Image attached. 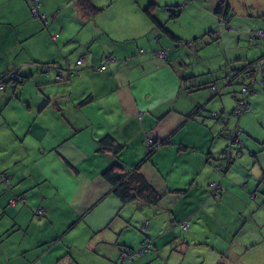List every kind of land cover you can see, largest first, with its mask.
Returning <instances> with one entry per match:
<instances>
[{
  "label": "crops",
  "instance_id": "0c3cea01",
  "mask_svg": "<svg viewBox=\"0 0 264 264\" xmlns=\"http://www.w3.org/2000/svg\"><path fill=\"white\" fill-rule=\"evenodd\" d=\"M70 2L40 0V16H34L33 0H0V79L15 68L25 77L0 89V173L6 171L13 185L6 190L0 176V264H185L192 246L188 264H264V198L249 199L251 179L239 174L257 169L263 185L256 187L264 188V80L242 118L230 116L241 73L264 57V41L247 47L243 33L221 38L216 30L206 32L204 24L215 23L211 14L191 25L192 35L182 33L172 24L173 5L166 4L164 14L158 4L159 20L182 39L177 43L140 0L96 2L103 10L89 18L73 1L80 22L71 32L61 18ZM220 3L210 6L218 17ZM214 43L218 51L199 54ZM110 55L115 60L98 70ZM195 57L208 64L190 69ZM81 58L86 61L78 73ZM219 111L227 124L213 116ZM236 124L244 128L245 151L221 174L215 164L229 146L226 127ZM107 134L124 146L119 155L99 150ZM148 137L166 144L148 156ZM118 160L127 170L141 168L163 195L159 204L122 202L103 175ZM217 180L221 195L212 198L210 183ZM232 193L237 197H228ZM19 194L25 201L12 203ZM181 200L189 211L179 219H189V231L170 212L159 216L160 206L174 212ZM39 207L44 215L36 214ZM201 221L207 229H197ZM148 239L151 253L122 258L126 248ZM199 246L211 257H202Z\"/></svg>",
  "mask_w": 264,
  "mask_h": 264
},
{
  "label": "rangeland",
  "instance_id": "374dc122",
  "mask_svg": "<svg viewBox=\"0 0 264 264\" xmlns=\"http://www.w3.org/2000/svg\"><path fill=\"white\" fill-rule=\"evenodd\" d=\"M66 1H69V0H66ZM73 1L71 0V2H70V4L72 6L67 7V8H63L62 9V13H61L62 14L61 18H62L63 23H68V25H69V29L68 30L69 31L71 30V32L74 31V30L72 31V29L76 28L77 23L80 22V20L78 18V14L76 12L75 5L73 4ZM93 1H94L95 4H96V2L100 3V4H103L104 2L108 3V2H111L112 0H93ZM140 1H141L142 5H143L142 8H144V6L146 8L150 4V1H152V0H140ZM230 1L233 4V10H232V16H231L232 18L229 17V16L224 18V19H229V25L224 24L225 23L224 19L221 20V17H218L217 15L214 14V12H213L214 7H212L213 9L210 8V6H212V4H211L212 0H209V2L206 5H205L206 0H158V4L161 7V10L164 12V14L168 10L167 6H165L166 4L171 5V6L173 5L172 6V7H174L173 10H176V11H180L179 10L180 8L182 9V14H180V16H178L176 18H173V21H172V24L173 25L175 24L176 29L178 31L180 30V32H182V33H187L188 35H192L193 34V30H192L191 25L192 24H196V22L198 20L201 21V22L206 21L207 16L209 14H211V18L215 20V23L212 25V27H209L208 25L203 23L204 26H206L208 28L206 32H208L210 30H216L217 31L216 35H218V34L220 35L221 34V38L227 37V33H229V31H232V32L235 31V32H238V33H243L242 38L245 39L247 37L246 38L247 42L244 43V44H246L247 47H251V44H249V42H255V41H260V42L262 41L263 42L264 41V37L263 36H258L257 35L255 37H253L252 34H257L261 30L264 31V16H252L250 14L246 15V13L247 12H252V11L253 12L263 11V13H264V0H230ZM200 5H204L206 8H210V10L203 11V10H201ZM233 18L238 19L237 21H239V22H241L240 19L241 20L244 19L245 24L247 23L249 28L246 29L243 25L242 26H236L235 22L233 21L234 20ZM249 19L257 20L258 23L256 24V23H254L252 21L250 23H248L247 21H249ZM230 20H231V23H230ZM224 26H231V28H227V27H224ZM225 31H226V33L224 34ZM246 32H248V33L246 34ZM212 34L213 33H210V36H212ZM245 35H246V37H245ZM212 37H214V36H212ZM184 45H186V42H185ZM210 49L215 50V51L219 50L217 44L214 43V44H212V46H210V48H207L205 46L203 51L199 52V54L200 53H204V54L206 53V55H208L209 51H212ZM159 54L161 55V51H160ZM209 55H211V54H209ZM81 59H83L84 62L86 61L85 58H81ZM109 59L110 58H107L105 60V62H104L105 64L102 63L104 65L101 64L102 68H103V66L108 67L107 66V62H108ZM113 60H115V59L112 57V61ZM111 62H109L108 65ZM204 63H206V62L205 61L203 62L202 58L200 59V58H196L195 57V58H193V62H190L187 67H189L190 69H195L196 67H198L197 69H199L200 67H203V66L208 64V63L207 64H204ZM13 72H15V73H13ZM11 73H13L12 78L10 77ZM243 73L248 74V77H249V80H250V83H251L250 85L252 86L253 91L247 97L248 98V106L245 108V110H243L244 112L241 114L240 118H242L244 113L246 111H248L249 108H250V103H251L250 102V97H251L252 94H254L256 92V83L259 80H264V57H262L259 60L251 62L250 65H247L244 68ZM17 74H18V69L15 68V69H12L11 71H9L8 73H6V75L2 76V78L0 79V87L3 86V88H4V89H1L2 91L6 90L7 83L10 80V79H6V78L10 77L11 79H13ZM13 80H16V79H13ZM243 86H244V83H241V90H240V92L238 94V97H237L236 107L234 108L233 112L230 113V116L233 117L234 119L237 116L239 100L244 95ZM218 91H220V90H218ZM216 113H218L219 115L216 116ZM216 113L215 112L212 113L213 116L218 118V119H219V116H220V118H221L220 120L223 122V124H227V120L224 117L223 112L219 111V112H216ZM226 131H227V133H228V135L230 137L228 139L229 143L227 145L230 146L231 143H235V145H233V148H232L233 156L228 153V151H227V148L229 147L228 146L227 148L224 149V151L222 153V156L219 157V159H217V161H216L215 170L217 171V168H218L219 165H224L225 169H224L223 174L227 173V171L230 170L229 168L231 167V165L234 162V160L237 159L241 155L240 152L245 151L244 144H243L244 142H243V139H242V136H243V133H244V128L240 124H236V126L233 127V129H230V128L226 127ZM238 131H239V133H238ZM146 141L153 148H158L161 145V142L159 140H155V139H153L151 137H148ZM256 144H259V142H257ZM256 144H254L253 146H255ZM241 160L242 161H246L245 158H243ZM249 168L250 167H248V169ZM239 174L242 175V176L248 175V179L249 178L251 179V183L249 184V187L251 189V194H250V196L248 195L249 199H251L253 201V197L256 198V196L259 199L264 198V188L263 189H259L258 187H256V185L259 186V187L261 185H263V183L261 182V179L259 181V178H260L261 174L257 171V169H252L250 171L249 170H247V171L240 170ZM216 175H218V174H216ZM6 181L7 180H5V182ZM213 182H217L218 183L219 180L212 181L210 183V197H212V198L216 197L213 194V188H212L213 187L212 186ZM9 185L13 187V185L11 183V179H10ZM233 189H235V191H234L235 194L238 195L239 194L238 188L236 187V188H233ZM224 190H225V186H224ZM204 193H205V198H206L209 193H208V191L206 192V190H205ZM219 195H221V190H220V194ZM228 197L235 198L237 196L232 193ZM245 197H247V196H245ZM18 201L19 200L16 199V197H15V199L12 200V203H16ZM184 204H185V202L183 200H181V202L175 204L173 206L174 209H172L174 212L170 211L171 209L166 210V208H165L166 205L164 204L163 207L160 206L161 207V211L159 210L158 212H161L160 213L161 215L159 214V216H162L164 214L167 215V212H170L172 214L171 216L173 218H177V220H181V221H179V226L178 227H180V226L182 227V223L184 221H188L189 224H190L189 229H184L183 227H182V229H184L186 231H189L190 228H191V223H190L189 219H187V218L179 219L180 218L179 215L183 214L186 211H189V208H187L186 205L184 206ZM255 208H256V206H255ZM43 209L44 208L39 207L37 209V211H36V214L44 215L45 214V209H44V212L42 213ZM263 211L262 212H260V211L257 212L256 211V212H257L258 215H260L261 213H263ZM224 212L225 213H232L230 210H225ZM237 212H240V210L235 211V213H237ZM152 213H153L152 217L156 216L155 212H152ZM263 215H264V213H263ZM176 223H177V221H173L171 223V226L173 224H174L173 226H175ZM213 225L215 227H217L216 223H213ZM149 226H150V220H148L146 222V224H144V226L141 227V231L142 232L144 231L143 233H147L148 232L147 229H148ZM195 226H197V223H195ZM197 229L205 230V229H207V226L204 224L203 221H201V222L198 223ZM146 241H149V242H151L153 244V246L150 249L145 250L144 252H141V248L146 246V243L143 242L141 247H139L138 249L126 248L124 250L122 258L124 260H130L134 256H139L141 254H144V253L146 254V253H149V252L151 253V251L154 250V243H153L152 240H149V239L146 240ZM199 248L201 250L206 249V248H204V246H199ZM194 249H195L194 246L188 248V256H187V260H186L185 264H188V262H191V261H189V259L193 255ZM180 255H181V253H180ZM206 255L211 257V255H209V253L206 250L202 251V257H207ZM198 260L199 261H203V258L202 259H198Z\"/></svg>",
  "mask_w": 264,
  "mask_h": 264
},
{
  "label": "trees",
  "instance_id": "16d2710c",
  "mask_svg": "<svg viewBox=\"0 0 264 264\" xmlns=\"http://www.w3.org/2000/svg\"><path fill=\"white\" fill-rule=\"evenodd\" d=\"M78 8L82 9L83 14H85L88 18L93 17L94 15L98 14L103 10V8L98 7L93 0H74ZM158 0H152L150 1V4L145 8L144 10L148 17L154 22L156 26H158L163 32L169 34L171 38L176 41L177 43H181L182 39L178 35L174 34L166 24L161 22L157 16L156 9L158 7ZM41 5V3H40ZM232 5L230 0H222L219 6L217 7V13L221 17V20L228 17V13L231 10ZM31 13L33 14L32 6L30 8ZM179 15V12L172 9V15L171 17H177ZM225 21V19H224ZM112 57L115 59L113 55H110L108 58L112 59ZM79 61V60H78ZM77 61V65H78ZM84 64V63H83ZM82 64V65H83ZM250 65V64H249ZM57 66V65H55ZM99 70H105L101 69V65L97 67ZM107 69V68H106ZM19 72V71H18ZM76 71L72 70V74H76ZM20 73V72H19ZM78 74V73H77ZM20 75H22L20 73ZM248 75L246 73H241V78L243 79V76ZM23 76V75H22ZM24 81L25 77L23 76ZM8 82L14 81L9 80ZM242 82V81H241ZM19 84V83H17ZM161 144H166L165 141H161ZM123 145L119 142H117L114 138V136L107 134L103 136L99 140V150L100 151H113L116 155H119L120 152L123 149ZM156 148L152 147V151L149 155L153 154ZM145 160V159H144ZM143 160V162H144ZM6 174V171H3L0 173L1 178L3 179L4 183H6L7 188L6 190H9L12 188V186L9 185V182L6 181L3 177V174ZM8 174V173H7ZM9 175V174H8ZM104 177L113 185L114 193L122 200L123 203L128 204L132 202H144L150 206L157 205L162 200L163 195L160 194L155 187L146 179V177L143 175L141 168L138 166L132 170H127L125 165L120 162V160L115 161L113 164H111L109 167H107L103 172ZM17 196V199L19 201H25V197L22 195H14V197ZM12 198L11 201L15 198ZM18 201V202H19ZM144 232V231H143Z\"/></svg>",
  "mask_w": 264,
  "mask_h": 264
},
{
  "label": "built area",
  "instance_id": "2783aa9c",
  "mask_svg": "<svg viewBox=\"0 0 264 264\" xmlns=\"http://www.w3.org/2000/svg\"><path fill=\"white\" fill-rule=\"evenodd\" d=\"M39 7H40V0H33L32 10H33V15L34 16H40ZM227 21H228V19H225L224 22L227 24ZM257 35L264 37V31L261 30L257 34H252L253 37H255ZM166 55H167V51L166 50L161 51V56L162 57H164ZM111 61H112V59H109L108 60L107 66H108V63L111 62ZM83 62H84L83 59H80L78 61V68L75 69L78 73H81V66H82ZM104 64H102V65H104ZM102 65H101V69H106L107 68L106 66H103V68H102ZM13 73H15V72H13ZM13 73L10 74V77L11 78H12ZM10 77H8V79H10L11 81H14L16 83H24V78H23L22 75H20L19 72L13 78V79H16L17 81L11 79ZM241 81H242V83H244V86H243L244 95H243V97H241V99L239 100V104H238V111H237V116L236 117L239 118V119H240L241 114L244 112L243 110H245V108L248 106V98L247 97L253 91V88L250 85L251 83H250V80H249L248 75L243 76V79L241 78ZM0 89H4L3 86H1ZM238 133H239V131H238ZM233 145H235V143H231V145L227 148L228 153L230 155H232V156H233V152H232ZM224 169H225L224 165H219L218 168H217V172L223 174ZM3 177H4L5 180H7L8 182H10V179H11V176L10 175H8L7 173L6 174L4 173L3 174ZM212 186H213L212 187L213 188V194L216 197H218V195L220 194V190L219 189L221 188L220 187L221 184L220 183L218 184L217 182H213L212 183ZM15 197L17 199V196H15ZM43 212H44V209H43L42 213ZM182 227L184 229H189V227H190L189 222L188 221H184L182 223ZM145 243H146V246H144L143 248H141V252H144L145 250H148V249H150L153 246V244L151 242H149V241H145Z\"/></svg>",
  "mask_w": 264,
  "mask_h": 264
}]
</instances>
